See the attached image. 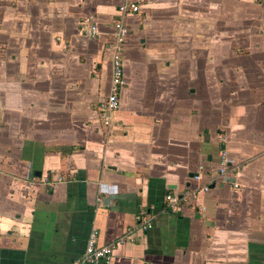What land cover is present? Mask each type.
I'll list each match as a JSON object with an SVG mask.
<instances>
[{
	"label": "crops",
	"instance_id": "obj_1",
	"mask_svg": "<svg viewBox=\"0 0 264 264\" xmlns=\"http://www.w3.org/2000/svg\"><path fill=\"white\" fill-rule=\"evenodd\" d=\"M122 1L0 0V264H264V0H144L105 127Z\"/></svg>",
	"mask_w": 264,
	"mask_h": 264
},
{
	"label": "built area",
	"instance_id": "obj_2",
	"mask_svg": "<svg viewBox=\"0 0 264 264\" xmlns=\"http://www.w3.org/2000/svg\"><path fill=\"white\" fill-rule=\"evenodd\" d=\"M143 2L144 0H123L117 8V17L114 21L115 41L111 45V47L114 49L111 92L97 108L100 122L105 127L112 126L114 114L120 108V94L126 85L123 65V51L128 34V28L125 21L127 17L140 12ZM81 33L86 37L94 38L98 35V29L95 24H90L89 21H85L81 27ZM221 159L222 167L219 171V174L223 175L228 169V159L226 152L221 154ZM208 190L209 187L204 186L203 191ZM165 199L167 209L177 213L182 202L186 201V196H179L177 194L170 193L166 195ZM151 226L152 224L148 223L146 225V229L151 228ZM113 254V246H98L97 231L93 230L88 239L85 254L80 259L75 260L73 264H96L99 262H109L113 257Z\"/></svg>",
	"mask_w": 264,
	"mask_h": 264
}]
</instances>
